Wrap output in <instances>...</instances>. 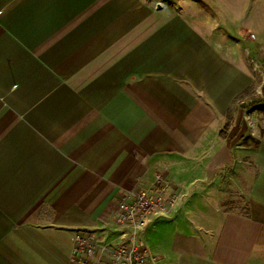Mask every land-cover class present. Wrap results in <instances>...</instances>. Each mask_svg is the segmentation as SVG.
<instances>
[{
  "label": "crops",
  "instance_id": "1",
  "mask_svg": "<svg viewBox=\"0 0 264 264\" xmlns=\"http://www.w3.org/2000/svg\"><path fill=\"white\" fill-rule=\"evenodd\" d=\"M263 55L264 0H0V264L120 242V201L163 170L158 264H264V132L233 113Z\"/></svg>",
  "mask_w": 264,
  "mask_h": 264
},
{
  "label": "built area",
  "instance_id": "2",
  "mask_svg": "<svg viewBox=\"0 0 264 264\" xmlns=\"http://www.w3.org/2000/svg\"><path fill=\"white\" fill-rule=\"evenodd\" d=\"M178 201L179 195L171 192L165 170L157 173L150 187L131 191L120 201L116 223L126 228L121 241L101 242L92 234L77 233L71 264H158L150 252L146 232L156 218L170 216Z\"/></svg>",
  "mask_w": 264,
  "mask_h": 264
},
{
  "label": "rangeland",
  "instance_id": "3",
  "mask_svg": "<svg viewBox=\"0 0 264 264\" xmlns=\"http://www.w3.org/2000/svg\"><path fill=\"white\" fill-rule=\"evenodd\" d=\"M154 8L159 6L167 8L178 5L179 0H150ZM175 10H177L175 8ZM178 11V10H177ZM249 38H254L253 33L248 35ZM255 73H256V84L248 89L242 96H240L236 102H234L233 113L239 109L243 110L244 119L248 126V134L246 142L256 143V138L253 135L259 136L264 132V102L257 103L259 99L264 98V55L263 58L254 57ZM232 115V112L230 113Z\"/></svg>",
  "mask_w": 264,
  "mask_h": 264
},
{
  "label": "trees",
  "instance_id": "4",
  "mask_svg": "<svg viewBox=\"0 0 264 264\" xmlns=\"http://www.w3.org/2000/svg\"><path fill=\"white\" fill-rule=\"evenodd\" d=\"M258 102H259V103L264 102V98H263V99H259V100L257 101V103H258ZM229 127H230V123L227 125L226 129L224 130V132H226V130L228 131Z\"/></svg>",
  "mask_w": 264,
  "mask_h": 264
}]
</instances>
